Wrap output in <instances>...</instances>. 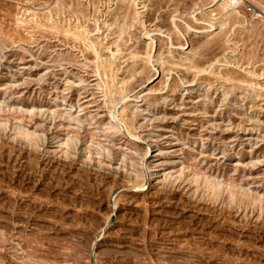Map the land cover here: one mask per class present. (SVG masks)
<instances>
[{"label":"rangeland","instance_id":"rangeland-1","mask_svg":"<svg viewBox=\"0 0 264 264\" xmlns=\"http://www.w3.org/2000/svg\"><path fill=\"white\" fill-rule=\"evenodd\" d=\"M239 10L0 0V264H264V0Z\"/></svg>","mask_w":264,"mask_h":264},{"label":"bare ground","instance_id":"bare-ground-1","mask_svg":"<svg viewBox=\"0 0 264 264\" xmlns=\"http://www.w3.org/2000/svg\"><path fill=\"white\" fill-rule=\"evenodd\" d=\"M245 1H247V0H215V4H217L224 11V13L226 15L227 14H233V13L240 14L239 7ZM261 17L264 20V12H262ZM214 24L215 23L212 22L211 26L214 27L215 26ZM80 34H83V33H80ZM148 198L149 197L145 196L143 201L140 202V204L143 206L146 214L149 215L150 211H151L152 201L151 202L148 201ZM142 227H143V229L141 228L142 233H141V236L138 240L140 241V245L143 247V250H145L146 253L148 252V254L150 255V251H151L150 250V241H151L152 237H154L153 235H156V234H153L155 231L152 230L151 218L147 219V221H142ZM150 257H151V255H150Z\"/></svg>","mask_w":264,"mask_h":264},{"label":"built area","instance_id":"built-area-1","mask_svg":"<svg viewBox=\"0 0 264 264\" xmlns=\"http://www.w3.org/2000/svg\"><path fill=\"white\" fill-rule=\"evenodd\" d=\"M251 7V6H250ZM259 11V10H258ZM261 13V12H260Z\"/></svg>","mask_w":264,"mask_h":264}]
</instances>
